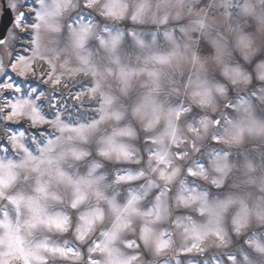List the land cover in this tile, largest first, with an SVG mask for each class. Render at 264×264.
Masks as SVG:
<instances>
[{"label":"clouds","instance_id":"clouds-1","mask_svg":"<svg viewBox=\"0 0 264 264\" xmlns=\"http://www.w3.org/2000/svg\"><path fill=\"white\" fill-rule=\"evenodd\" d=\"M0 264H264V0H0Z\"/></svg>","mask_w":264,"mask_h":264}]
</instances>
